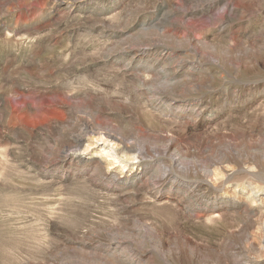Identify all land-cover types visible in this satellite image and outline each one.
Here are the masks:
<instances>
[{
	"label": "rangeland",
	"instance_id": "374dc122",
	"mask_svg": "<svg viewBox=\"0 0 264 264\" xmlns=\"http://www.w3.org/2000/svg\"><path fill=\"white\" fill-rule=\"evenodd\" d=\"M0 264H264V0H0Z\"/></svg>",
	"mask_w": 264,
	"mask_h": 264
},
{
	"label": "bare ground",
	"instance_id": "6f19581e",
	"mask_svg": "<svg viewBox=\"0 0 264 264\" xmlns=\"http://www.w3.org/2000/svg\"><path fill=\"white\" fill-rule=\"evenodd\" d=\"M87 126L89 127V125L87 124ZM111 134V133H110ZM77 136V135H76ZM105 136V135H104ZM100 138V137H99ZM110 138V137H109ZM116 138V136H115ZM118 138V137H117ZM124 138V137H123ZM79 138H77L78 140ZM108 139V138H107ZM103 139V137H101L99 140H103L107 143L110 144V147L107 151L108 155L111 156V158L113 159V162H115L114 165L112 166H121L123 169H125L130 163L135 162V160L139 159V157L141 158V153L142 151L137 150L135 147H129V145H127L126 143L123 145V147H118V145L116 146L115 143H111L109 141V139ZM75 140V139H74ZM98 140V141H99ZM124 140V139H123ZM118 142V141H117ZM121 142V141H120ZM106 143V144H107ZM123 143V142H122ZM105 145V144H104ZM121 146V145H120ZM140 149V148H139ZM101 150V149H100ZM102 150H104V148H102ZM130 152H134L132 153V155H129ZM128 153V154H127ZM143 156V155H142ZM140 160V159H139ZM105 168V167H104ZM108 171V170H107ZM163 174V173H162ZM164 175V174H163ZM164 178V176H163ZM162 178V179H163ZM158 180V179H157Z\"/></svg>",
	"mask_w": 264,
	"mask_h": 264
}]
</instances>
